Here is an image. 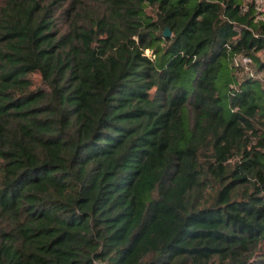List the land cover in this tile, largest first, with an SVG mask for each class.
Returning a JSON list of instances; mask_svg holds the SVG:
<instances>
[{"label": "trees", "instance_id": "1", "mask_svg": "<svg viewBox=\"0 0 264 264\" xmlns=\"http://www.w3.org/2000/svg\"><path fill=\"white\" fill-rule=\"evenodd\" d=\"M255 2L0 0V264H264Z\"/></svg>", "mask_w": 264, "mask_h": 264}, {"label": "built area", "instance_id": "2", "mask_svg": "<svg viewBox=\"0 0 264 264\" xmlns=\"http://www.w3.org/2000/svg\"><path fill=\"white\" fill-rule=\"evenodd\" d=\"M259 12L261 19L264 20V2L259 6ZM237 65H242L247 69V73L250 78H255L254 71L251 69L252 61L247 57H241L236 61Z\"/></svg>", "mask_w": 264, "mask_h": 264}, {"label": "rangeland", "instance_id": "3", "mask_svg": "<svg viewBox=\"0 0 264 264\" xmlns=\"http://www.w3.org/2000/svg\"><path fill=\"white\" fill-rule=\"evenodd\" d=\"M243 2V4H248V3H252L254 0H241ZM264 0H256V4L258 5V7L261 5V3H263ZM254 75H255V78H252V79H255V80H259L261 81V83L263 84V87H264V72L260 73V74H256L255 72L258 71L257 67L254 66ZM237 76L240 77L241 79H244L245 78V73L244 72H241V71H237ZM37 77H35L36 79Z\"/></svg>", "mask_w": 264, "mask_h": 264}, {"label": "water", "instance_id": "4", "mask_svg": "<svg viewBox=\"0 0 264 264\" xmlns=\"http://www.w3.org/2000/svg\"><path fill=\"white\" fill-rule=\"evenodd\" d=\"M164 37H165V38H169V37H171V31H170L169 29H166V30L164 31Z\"/></svg>", "mask_w": 264, "mask_h": 264}]
</instances>
